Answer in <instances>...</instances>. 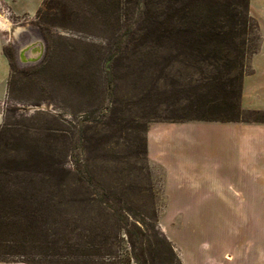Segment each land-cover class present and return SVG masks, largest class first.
<instances>
[{
    "label": "rangeland",
    "instance_id": "1",
    "mask_svg": "<svg viewBox=\"0 0 264 264\" xmlns=\"http://www.w3.org/2000/svg\"><path fill=\"white\" fill-rule=\"evenodd\" d=\"M46 1L33 17L0 5V18L11 24L5 26V50L12 65L0 125V180L33 179L39 184L27 193L45 200L13 211L18 223L7 236L25 243L22 254L6 258L138 264L130 241L146 247L149 240L161 254L158 264H171L160 241L165 236L183 264H233L235 244L264 237V212L236 211L233 152L207 142L199 149L188 134L180 136L178 150L166 130L153 133L151 158L148 132L151 126L186 122H255L250 110L264 111V0H251L260 25L256 53H250L258 41L254 31L236 39L244 42L243 52L212 46L197 59L173 48L129 43L130 35H123L132 20L117 18L115 0H51L50 7ZM132 30L141 33L137 26ZM119 36L123 41L117 44ZM33 49L36 55L30 56ZM227 58L234 62L228 70ZM241 65L248 74L242 121L198 119L209 80L235 75ZM78 178L104 187L70 183ZM62 179L69 184L61 185ZM9 186L0 189V198L17 193ZM33 218L35 227L26 229ZM241 227L247 229L240 234Z\"/></svg>",
    "mask_w": 264,
    "mask_h": 264
},
{
    "label": "trees",
    "instance_id": "2",
    "mask_svg": "<svg viewBox=\"0 0 264 264\" xmlns=\"http://www.w3.org/2000/svg\"><path fill=\"white\" fill-rule=\"evenodd\" d=\"M50 1L47 0L45 5L50 7ZM111 4L118 19L120 14H124L125 19L132 20L131 24H127L129 29L123 35H130L129 43L153 45L162 49L173 48L178 54L186 56L188 53V56L197 59L203 52L206 53L211 50L212 46L215 50H217L216 48L218 50L235 48L239 52H243L240 43L244 42L241 40L237 43L236 39H242L243 36H248L257 31L258 41L252 46L250 53L254 54L260 49V25L258 20L251 14L250 0H115ZM42 11L41 7L38 12L42 13ZM134 26H137L141 31L139 35L132 30ZM122 41V36H119L117 44ZM5 53L11 62L10 55L6 50ZM225 63L223 69L225 66L227 70L234 67V62H230L228 58ZM241 66V69L235 75L223 78L222 73H220L218 77H213L209 80V83L207 82L206 91L200 94L202 98L200 104H202L204 110L196 114L198 119L242 121V117H240V112L243 110L241 95L247 70L243 69V65ZM237 82L238 86L236 85ZM199 108L200 106L197 107V109ZM234 109H238V111L235 113ZM250 111L256 114L255 122L264 123V111ZM186 118L188 117L182 119ZM19 178L20 176L12 181L10 179L0 180L2 191L5 187H10L9 185L16 187L18 190L15 195L3 193L0 198V257L2 258L0 261H22L27 264H36L34 260H9L6 258L9 255L22 254L20 248L24 247L25 243V240L22 241L19 238L7 236L14 225L18 223L16 219H11L12 216L16 218L13 211L16 209L21 210V212L28 211L31 210L32 206H43L45 201L38 196H29L30 194L27 193L30 188L36 187L39 182L30 178ZM69 181L68 179H62L61 185L69 184ZM70 183L77 184L78 187H104L101 182L93 178H78L71 180ZM101 201L108 202L104 198H101ZM33 210L35 211L34 208ZM121 215L123 219L127 217ZM33 217L36 218V216ZM34 225L35 219H29L26 229L34 228ZM124 225L127 227V234L130 235L128 232L129 223L125 222ZM160 241L168 249L166 259L171 264H183L169 239L163 236ZM138 243V241H130L133 256L138 264H158L160 262L161 254L158 249L156 250L151 246L149 240H147L148 246L146 247L143 244L145 242L140 241L139 245Z\"/></svg>",
    "mask_w": 264,
    "mask_h": 264
},
{
    "label": "crops",
    "instance_id": "3",
    "mask_svg": "<svg viewBox=\"0 0 264 264\" xmlns=\"http://www.w3.org/2000/svg\"><path fill=\"white\" fill-rule=\"evenodd\" d=\"M44 0H0V5L11 6L16 15L33 17L38 12ZM251 14L254 7L250 0ZM257 18V17H256ZM8 20V18H6ZM10 42L7 28L0 25V125L4 122V102L8 94V83L12 72L11 62L5 53V46ZM37 44L34 42L33 45ZM32 45H27L29 48ZM31 48V47H30ZM256 72V71H255ZM254 72V73H255ZM248 75V74H247ZM246 75V76H247ZM244 93L242 102L244 103ZM242 103V104H243ZM193 122L171 125L151 126L148 132V150L152 153L153 133L169 130L171 135L170 146L180 150L183 143L180 136L188 134L193 137V145H203L207 142L216 147H225L233 152L234 161L231 166L234 181L239 189V206L236 211L257 214L264 212V123L233 122L214 124L211 126L192 124ZM215 132V136H213ZM205 140L201 142V136ZM174 136H176L174 138ZM207 137V138H205ZM201 138V139H200ZM205 138V139H204ZM184 146L185 142H184ZM171 148V149H174ZM162 158H159V160ZM160 162V161H159ZM247 229V228H244ZM240 228L239 233L245 231ZM252 228H250L251 230ZM0 264H27L22 261L0 262ZM233 264H264V237L260 241L254 240L243 246L235 244Z\"/></svg>",
    "mask_w": 264,
    "mask_h": 264
},
{
    "label": "bare ground",
    "instance_id": "4",
    "mask_svg": "<svg viewBox=\"0 0 264 264\" xmlns=\"http://www.w3.org/2000/svg\"><path fill=\"white\" fill-rule=\"evenodd\" d=\"M0 24H1V26H4V27L7 26V28L11 26L10 22L7 21L6 19H3V18L2 19L0 18ZM32 54L36 55V52L34 49L29 51V55L34 56Z\"/></svg>",
    "mask_w": 264,
    "mask_h": 264
}]
</instances>
